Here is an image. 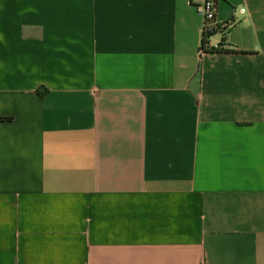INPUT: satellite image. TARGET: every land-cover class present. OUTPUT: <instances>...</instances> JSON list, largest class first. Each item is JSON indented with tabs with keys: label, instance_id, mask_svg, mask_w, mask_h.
<instances>
[{
	"label": "crops",
	"instance_id": "obj_1",
	"mask_svg": "<svg viewBox=\"0 0 264 264\" xmlns=\"http://www.w3.org/2000/svg\"><path fill=\"white\" fill-rule=\"evenodd\" d=\"M213 1L200 52L202 0H0V264H264V0Z\"/></svg>",
	"mask_w": 264,
	"mask_h": 264
},
{
	"label": "built area",
	"instance_id": "obj_2",
	"mask_svg": "<svg viewBox=\"0 0 264 264\" xmlns=\"http://www.w3.org/2000/svg\"><path fill=\"white\" fill-rule=\"evenodd\" d=\"M196 12L201 18L202 35L204 36L208 31H213L220 28L227 27L228 24H217L215 22L216 6L213 0H202L200 5L196 6ZM240 13H244V9L240 10ZM205 44H201L200 52L204 50Z\"/></svg>",
	"mask_w": 264,
	"mask_h": 264
},
{
	"label": "trees",
	"instance_id": "obj_3",
	"mask_svg": "<svg viewBox=\"0 0 264 264\" xmlns=\"http://www.w3.org/2000/svg\"><path fill=\"white\" fill-rule=\"evenodd\" d=\"M214 31H215V30H213V31H208V32L202 37V44H206V43H207L209 37L212 36V35L214 34ZM208 51H209V52H217V53H219V52H225V51H223V49H222L221 46H218V47H216V48H210Z\"/></svg>",
	"mask_w": 264,
	"mask_h": 264
}]
</instances>
